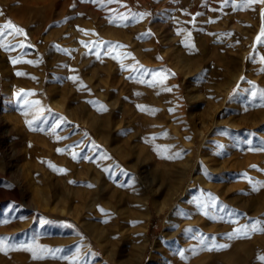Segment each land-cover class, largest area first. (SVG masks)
I'll return each mask as SVG.
<instances>
[{"label":"rangeland","instance_id":"374dc122","mask_svg":"<svg viewBox=\"0 0 264 264\" xmlns=\"http://www.w3.org/2000/svg\"><path fill=\"white\" fill-rule=\"evenodd\" d=\"M9 21L0 264H264V0H0Z\"/></svg>","mask_w":264,"mask_h":264},{"label":"bare ground","instance_id":"6f19581e","mask_svg":"<svg viewBox=\"0 0 264 264\" xmlns=\"http://www.w3.org/2000/svg\"><path fill=\"white\" fill-rule=\"evenodd\" d=\"M204 181V180H203ZM177 192H175L176 194H175V199L177 200V199H181L182 197V194H184V192H185V190H186V188H183V186L182 185H180L179 187H177ZM187 192H188V190H187ZM187 196V195H186ZM176 200L174 201V202H171L170 203V206L172 207V206H174V204H176ZM192 201V200H191ZM181 202V201H180ZM193 202V201H192ZM195 204H196V202H195ZM193 204H191L189 201H188V203H186V202H184L183 201V208H182V211H183V216H182V219H180V221H182V220H184V222L183 223H181V225H180V227H182L183 225H186L187 227H190L192 224H193V216L195 215V208H193V206H192ZM179 227V228H180ZM178 228V229H179ZM178 259V258H177ZM175 260H176V258H175ZM174 260V261H175ZM175 264H179V262H177L176 261V263Z\"/></svg>","mask_w":264,"mask_h":264},{"label":"snow or ice","instance_id":"6c2138e0","mask_svg":"<svg viewBox=\"0 0 264 264\" xmlns=\"http://www.w3.org/2000/svg\"><path fill=\"white\" fill-rule=\"evenodd\" d=\"M0 29H14L15 34H19V33H22V32H23V29H21V28L15 26V25H13V24L11 23V21H9V22H8L7 24H5V25H0ZM262 32H264V29H262ZM0 35H3V33L0 32ZM18 74H19V73H18ZM253 230L264 231V228H259V229H257V228H255V226H254V227H253ZM245 235H247V233H245ZM0 243H2V242H0ZM261 259H264V257H261Z\"/></svg>","mask_w":264,"mask_h":264}]
</instances>
